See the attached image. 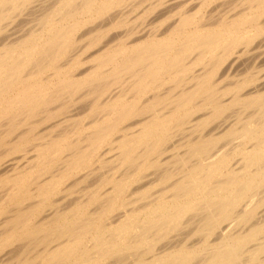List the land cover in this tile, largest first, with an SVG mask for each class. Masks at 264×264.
I'll list each match as a JSON object with an SVG mask.
<instances>
[{
    "label": "bare ground",
    "instance_id": "bare-ground-1",
    "mask_svg": "<svg viewBox=\"0 0 264 264\" xmlns=\"http://www.w3.org/2000/svg\"><path fill=\"white\" fill-rule=\"evenodd\" d=\"M0 264H264V0H0Z\"/></svg>",
    "mask_w": 264,
    "mask_h": 264
}]
</instances>
